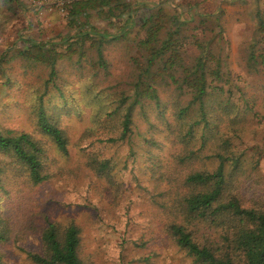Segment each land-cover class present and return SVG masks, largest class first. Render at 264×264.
I'll list each match as a JSON object with an SVG mask.
<instances>
[{
    "label": "trees",
    "instance_id": "trees-1",
    "mask_svg": "<svg viewBox=\"0 0 264 264\" xmlns=\"http://www.w3.org/2000/svg\"><path fill=\"white\" fill-rule=\"evenodd\" d=\"M65 9L69 36L61 38L62 50L52 42L22 38L23 47L15 51L14 57L46 67L48 75L33 108L36 134L0 131V195L21 181L37 187L60 174L58 157L68 159L72 148L62 117L70 103L81 99L90 120L76 143L78 150L85 144L79 163L92 176V184L104 185L113 204L122 191L120 168L140 159V176L151 187L144 191L159 211L162 232L191 264H264V196L248 197L243 187L261 159L260 148L248 146L249 124L261 116L260 110L257 99L248 98L229 75L221 52H213L194 34L199 27L188 35L186 22L171 26L175 19L157 8L135 32L127 90L101 88L88 74L87 88L78 96L64 90L57 64L67 61L89 64L96 72L107 70L105 48L129 40L137 10L131 0H73ZM93 18L119 25L120 33H100ZM256 34L264 47L260 11ZM187 46L197 51L189 64ZM90 52L95 53L94 61L88 59ZM247 66H264V49L250 48ZM167 90L172 93L160 96ZM117 147L126 149L121 162L106 154ZM253 149L257 158L248 155ZM71 174L80 179L79 173ZM12 233L8 218L0 215V244L9 242ZM38 234L39 251L26 253L31 264H83L81 229L74 221L46 219Z\"/></svg>",
    "mask_w": 264,
    "mask_h": 264
},
{
    "label": "rangeland",
    "instance_id": "rangeland-1",
    "mask_svg": "<svg viewBox=\"0 0 264 264\" xmlns=\"http://www.w3.org/2000/svg\"><path fill=\"white\" fill-rule=\"evenodd\" d=\"M69 1L73 0H0V131L36 134L32 113L37 94L44 90L48 69L27 64L14 55L23 47L22 38L52 42L57 51L62 50L61 38L69 36L63 3ZM131 3L137 11L132 14L130 38L106 46L108 69L96 72L89 64L81 67L67 61L58 63L56 68L64 90L80 96L87 88L88 74H93V80L101 88L115 93L127 90L132 72L129 61L135 56V32L157 8L175 19L171 26L186 22L188 35L192 34V28L199 27L194 34L209 43L213 52H221L229 75L237 80L248 98L257 99L256 110H260L261 116L249 124L248 146L259 147L261 159L257 171L243 187L248 197L264 196V66L256 69L247 66L250 48L264 49L256 34V12L264 15V0H131ZM34 7L41 11L36 13ZM200 21L205 22L203 27L199 26ZM91 23L108 37L120 33L119 25L111 26L95 18ZM47 49L51 51L50 47ZM196 53L194 47H186V64L192 62ZM95 58L94 52L88 54L89 60ZM168 93L172 91L160 96L166 97ZM183 100L188 101V96H183ZM70 104L62 119L72 148L68 159L58 157L63 166L60 174L37 187L21 181L9 186L7 195H0V215L8 218L13 228L9 242L0 244L3 264H31L26 253L39 251L38 232L46 219L61 224L74 221L80 227L83 264H191L162 232L159 211L144 191L151 187L140 176L144 166L140 159L120 168L118 180L122 191L117 204L112 203L104 185L91 183L92 176L79 163L85 144H80L79 150L76 147L78 137L89 126L90 112L81 99ZM136 122L139 129H144L140 118ZM125 151L123 147L109 148L106 154L121 162ZM252 151L248 155L257 158L258 155L253 156L255 149ZM72 171L76 176L79 173L80 179Z\"/></svg>",
    "mask_w": 264,
    "mask_h": 264
},
{
    "label": "built area",
    "instance_id": "built-area-1",
    "mask_svg": "<svg viewBox=\"0 0 264 264\" xmlns=\"http://www.w3.org/2000/svg\"><path fill=\"white\" fill-rule=\"evenodd\" d=\"M200 1H202V2H206V1H209V0H200ZM71 2H72V1H71ZM69 4H70V1H69V2H65V3H63V9L66 8V6L69 5Z\"/></svg>",
    "mask_w": 264,
    "mask_h": 264
}]
</instances>
